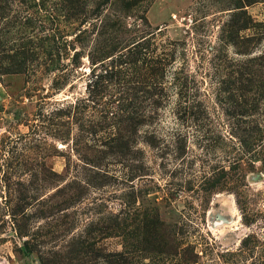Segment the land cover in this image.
Returning a JSON list of instances; mask_svg holds the SVG:
<instances>
[{
	"label": "rangeland",
	"instance_id": "1",
	"mask_svg": "<svg viewBox=\"0 0 264 264\" xmlns=\"http://www.w3.org/2000/svg\"><path fill=\"white\" fill-rule=\"evenodd\" d=\"M0 264H264V0H0Z\"/></svg>",
	"mask_w": 264,
	"mask_h": 264
}]
</instances>
